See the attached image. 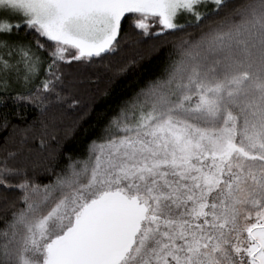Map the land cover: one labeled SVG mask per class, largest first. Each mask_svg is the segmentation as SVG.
Here are the masks:
<instances>
[{
	"label": "snow or ice",
	"instance_id": "6c2138e0",
	"mask_svg": "<svg viewBox=\"0 0 264 264\" xmlns=\"http://www.w3.org/2000/svg\"><path fill=\"white\" fill-rule=\"evenodd\" d=\"M224 3L0 0V86L13 71L32 81L47 53L46 78L14 103L75 105L62 66L115 53L126 14L145 35L149 19L183 32ZM21 30L32 39L12 40ZM17 155L0 158V186L23 204L0 229V264H264V0L182 39L55 180L35 182Z\"/></svg>",
	"mask_w": 264,
	"mask_h": 264
},
{
	"label": "trees",
	"instance_id": "16d2710c",
	"mask_svg": "<svg viewBox=\"0 0 264 264\" xmlns=\"http://www.w3.org/2000/svg\"><path fill=\"white\" fill-rule=\"evenodd\" d=\"M244 3L247 0H225L219 14L213 12L199 27H188L183 32L166 30L160 33L158 20L149 19L151 35L143 34L134 26L132 21L138 17L126 14L115 53L102 59L94 58L90 63L74 62L62 66L66 95L76 98L78 103L75 105L71 99L62 102L53 97L49 98L52 103L47 106V111H42L31 101L14 103L17 93L27 96L30 91L35 92L41 79L46 78L48 55L43 53L45 63L36 78L27 84L18 79L6 92L0 86V99L8 98L7 107L0 105V119L5 112L9 113L8 129L0 128V158L6 151H17L15 163L24 167L35 182L46 184L55 180V173L70 163L69 158L74 161L87 155L90 141L99 137L120 102L161 74L169 54L175 58L176 46L182 39L207 30ZM14 39L28 41L32 34L21 30ZM22 138L24 143L20 142ZM19 179L22 178H14L13 183H18ZM21 195L19 189L0 186V229L11 219L13 211L23 207Z\"/></svg>",
	"mask_w": 264,
	"mask_h": 264
},
{
	"label": "rangeland",
	"instance_id": "374dc122",
	"mask_svg": "<svg viewBox=\"0 0 264 264\" xmlns=\"http://www.w3.org/2000/svg\"><path fill=\"white\" fill-rule=\"evenodd\" d=\"M210 6H211V5H210ZM210 6H209V7H210ZM190 18H191V17L181 16V17L179 18L178 22L181 23L183 20H185V19H190ZM14 36H15V34L11 37L12 40H15V39H14ZM0 51H3V50H0ZM17 58H18V57H17L16 53L13 52V56L11 57V59H12L13 61H15ZM20 67H21V75H22V74H23V66L20 65ZM17 80H18V79H16V73L13 71L12 73H10L9 86H11L12 83H13L14 81L16 82ZM17 83H18V82H17Z\"/></svg>",
	"mask_w": 264,
	"mask_h": 264
}]
</instances>
